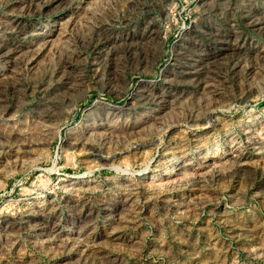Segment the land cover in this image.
<instances>
[{
	"label": "rangeland",
	"instance_id": "374dc122",
	"mask_svg": "<svg viewBox=\"0 0 264 264\" xmlns=\"http://www.w3.org/2000/svg\"><path fill=\"white\" fill-rule=\"evenodd\" d=\"M0 264H264V0H0Z\"/></svg>",
	"mask_w": 264,
	"mask_h": 264
}]
</instances>
